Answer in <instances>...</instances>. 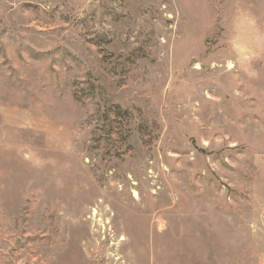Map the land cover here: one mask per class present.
<instances>
[{"label":"rangeland","instance_id":"rangeland-1","mask_svg":"<svg viewBox=\"0 0 264 264\" xmlns=\"http://www.w3.org/2000/svg\"><path fill=\"white\" fill-rule=\"evenodd\" d=\"M0 264H264V0H0Z\"/></svg>","mask_w":264,"mask_h":264}]
</instances>
